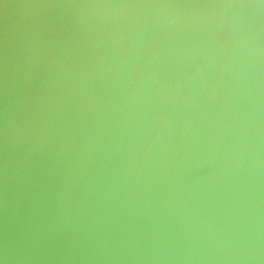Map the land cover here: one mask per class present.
Masks as SVG:
<instances>
[{
    "label": "water",
    "instance_id": "95a60500",
    "mask_svg": "<svg viewBox=\"0 0 264 264\" xmlns=\"http://www.w3.org/2000/svg\"><path fill=\"white\" fill-rule=\"evenodd\" d=\"M0 264H264V0H0Z\"/></svg>",
    "mask_w": 264,
    "mask_h": 264
}]
</instances>
